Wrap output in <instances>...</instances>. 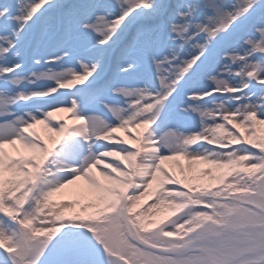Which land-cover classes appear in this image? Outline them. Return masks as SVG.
<instances>
[{"label": "rangeland", "instance_id": "374dc122", "mask_svg": "<svg viewBox=\"0 0 264 264\" xmlns=\"http://www.w3.org/2000/svg\"><path fill=\"white\" fill-rule=\"evenodd\" d=\"M78 114L146 147L115 133L97 143L116 154L119 185L93 214V191L38 173L86 153L59 146ZM0 121V163L18 169L0 181V264H264V0H0ZM42 126L57 132L41 139ZM172 136L206 152L175 186L156 149ZM17 142L43 154H12ZM152 180L170 191L150 192ZM41 189L66 213L34 205Z\"/></svg>", "mask_w": 264, "mask_h": 264}, {"label": "bare ground", "instance_id": "6f19581e", "mask_svg": "<svg viewBox=\"0 0 264 264\" xmlns=\"http://www.w3.org/2000/svg\"><path fill=\"white\" fill-rule=\"evenodd\" d=\"M119 66V63H116ZM119 72V70H118ZM117 73V70H116ZM236 97V96H235ZM213 99V97H211ZM219 100H221L223 97L222 95L218 97ZM208 102V101H207ZM121 105L115 104V107L119 112L122 113L128 108H130L131 103L128 99L124 100L123 102H120ZM119 103V104H120ZM63 112V111H61ZM67 113V111H64ZM47 114V113H45ZM28 116L24 113L20 115H16L13 118V124L19 123V121L27 118ZM47 118H50L51 115L49 114L46 116ZM76 118V119H75ZM74 123L73 125H69V127L64 132V135L61 136L59 139L61 141V144L59 145L60 148L62 146H68L71 149L76 148V144L83 145L85 143L86 147V153H80L74 155L72 157L74 161H72V164L69 162L60 163L61 159L59 161L58 167L56 168V172L51 175V177H46L47 175L42 171L38 172L40 176L44 177L42 178V181L46 184V182H53V186L56 190H72L76 186H82L84 185L87 189L93 191L95 194L94 196H90L86 199H83L84 202L87 203V205L91 206L88 210H78L77 208L71 207L68 212L71 214V216L80 217L81 214H86V210L90 212V214L96 213L97 211V204L98 197L97 193L101 191H110L113 188H116L119 185V181H117L118 178L114 177L113 175L115 173L119 174V171L113 166V163L111 161H117V156L115 153L107 152L104 150H96V145L98 142L104 140V141H115L110 137L109 134H117L121 137L120 142L130 144L138 149V150H146V147L143 143H139L140 141L137 139L134 142L131 141V138L129 134H127L125 131H121L119 129L112 130L108 126L109 120H107L102 115H95L90 114L89 116L84 115H77L74 117ZM12 120V119H11ZM9 120V122L11 121ZM5 121H0V124H4ZM78 123V125H77ZM12 124V125H13ZM114 126V125H113ZM14 127V126H12ZM57 132L56 128H51L49 126H42V129L40 131V138L43 139L44 136L47 137L48 132L50 133ZM6 132H8L7 128L2 127L0 128V136H3ZM11 132V131H10ZM179 136H183V132L179 131ZM12 138V137H11ZM11 138H6L1 140L2 143H5L7 141L11 142ZM51 140V139H50ZM4 141V142H3ZM53 141V140H51ZM139 141V142H138ZM64 143V144H63ZM138 145V147H136ZM16 147H10V152L12 154H15L16 152H21L25 150V146H28L32 148L33 152L35 153V157L38 158V155L43 154L42 149L39 148V145L32 144V145H23V142H17L15 145ZM157 161L160 164V166H167L172 171V179L169 183L172 184V186L178 185V182H182L184 179L192 180L194 179L197 171L196 163L198 161H203L206 159V152L200 151V152H194L191 150H186L185 148H182L178 146L177 137L172 136L167 139H159V142L157 143ZM59 148V149H60ZM31 150V149H30ZM122 152H125L122 150ZM10 153V155H11ZM94 158L95 166H89V159ZM53 161L57 160V156L52 157ZM48 162V160H47ZM45 162V166L47 167L49 164ZM1 164L0 163V181L2 183V188L6 189L7 187L11 186V182L14 177H16L17 174V166L15 162ZM48 164V165H47ZM177 166V167H176ZM37 167L32 166V170L34 172L36 171ZM156 179V178H155ZM112 183V184H110ZM148 187L150 192H160V191H170L165 184L157 182V180H152L148 182ZM50 188V187H49ZM53 188V187H52ZM2 189V191H3ZM41 189V191H35L32 199L33 204L40 207V206H48L51 208L52 211H57L58 213H66L63 210V207L58 203L55 197H53L52 193L49 189L44 190Z\"/></svg>", "mask_w": 264, "mask_h": 264}]
</instances>
